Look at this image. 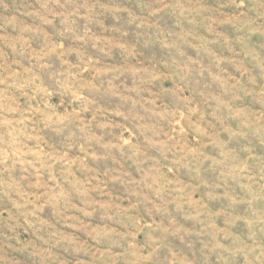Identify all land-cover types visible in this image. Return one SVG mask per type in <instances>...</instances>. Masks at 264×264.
<instances>
[{"label":"rangeland","instance_id":"374dc122","mask_svg":"<svg viewBox=\"0 0 264 264\" xmlns=\"http://www.w3.org/2000/svg\"><path fill=\"white\" fill-rule=\"evenodd\" d=\"M0 264H264V0H0Z\"/></svg>","mask_w":264,"mask_h":264}]
</instances>
